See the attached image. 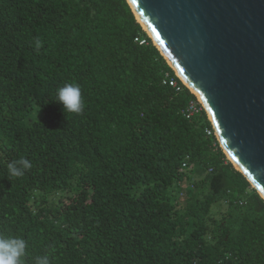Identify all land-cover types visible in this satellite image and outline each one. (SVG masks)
Returning a JSON list of instances; mask_svg holds the SVG:
<instances>
[{
  "label": "trees",
  "instance_id": "trees-1",
  "mask_svg": "<svg viewBox=\"0 0 264 264\" xmlns=\"http://www.w3.org/2000/svg\"><path fill=\"white\" fill-rule=\"evenodd\" d=\"M192 101L127 0H0V233L25 264H264V199Z\"/></svg>",
  "mask_w": 264,
  "mask_h": 264
},
{
  "label": "water",
  "instance_id": "water-1",
  "mask_svg": "<svg viewBox=\"0 0 264 264\" xmlns=\"http://www.w3.org/2000/svg\"><path fill=\"white\" fill-rule=\"evenodd\" d=\"M264 198V0H127Z\"/></svg>",
  "mask_w": 264,
  "mask_h": 264
},
{
  "label": "clouds",
  "instance_id": "clouds-1",
  "mask_svg": "<svg viewBox=\"0 0 264 264\" xmlns=\"http://www.w3.org/2000/svg\"><path fill=\"white\" fill-rule=\"evenodd\" d=\"M35 46L37 49L41 48L43 46L42 41L40 39H36ZM175 74L181 80V82L187 87V85L183 82L180 76L176 72ZM56 102L62 105L64 111L70 113H77V114L82 113L85 104L82 97V91L80 85L76 82L65 83L63 87H60L58 89ZM198 102L200 103L199 100ZM200 105L202 106L201 108L205 110L204 106L201 103ZM31 167H32L31 162L23 157L13 160L11 163L8 164V170L10 176L17 178L23 177L25 175V172L31 169ZM27 247H28V242L22 236L0 233V264H25ZM35 264H50V261L48 257H36Z\"/></svg>",
  "mask_w": 264,
  "mask_h": 264
},
{
  "label": "built area",
  "instance_id": "built-area-1",
  "mask_svg": "<svg viewBox=\"0 0 264 264\" xmlns=\"http://www.w3.org/2000/svg\"><path fill=\"white\" fill-rule=\"evenodd\" d=\"M145 41H142L141 44H144ZM164 84H169L171 87L173 88H176L177 91H180L181 90V87L178 83V80L175 79V78H169L167 80L164 81ZM202 111V108L201 106L199 105V103L195 102V101H192L190 102V104L188 105L187 109L184 111V116L186 118H193L195 117L196 115H199ZM207 134L208 135H211L212 134V131L208 130L207 131ZM188 166L186 163L183 164V169H186Z\"/></svg>",
  "mask_w": 264,
  "mask_h": 264
},
{
  "label": "rangeland",
  "instance_id": "rangeland-1",
  "mask_svg": "<svg viewBox=\"0 0 264 264\" xmlns=\"http://www.w3.org/2000/svg\"><path fill=\"white\" fill-rule=\"evenodd\" d=\"M37 112H34L30 117H28L25 121H24V124L25 125H30L33 120L35 119V116H36Z\"/></svg>",
  "mask_w": 264,
  "mask_h": 264
},
{
  "label": "bare ground",
  "instance_id": "bare-ground-1",
  "mask_svg": "<svg viewBox=\"0 0 264 264\" xmlns=\"http://www.w3.org/2000/svg\"><path fill=\"white\" fill-rule=\"evenodd\" d=\"M144 28L147 30L146 26H144ZM177 74L182 78V76L177 72ZM183 79V78H182ZM184 80V79H183ZM185 81V80H184ZM186 83V81H185ZM187 84V83H186ZM188 85V84H187Z\"/></svg>",
  "mask_w": 264,
  "mask_h": 264
}]
</instances>
